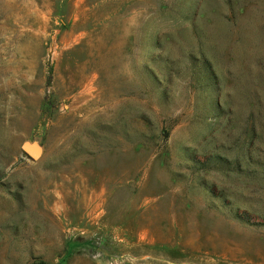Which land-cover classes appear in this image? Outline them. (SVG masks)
Segmentation results:
<instances>
[{"label": "rangeland", "instance_id": "1", "mask_svg": "<svg viewBox=\"0 0 264 264\" xmlns=\"http://www.w3.org/2000/svg\"><path fill=\"white\" fill-rule=\"evenodd\" d=\"M0 264H264V0H0Z\"/></svg>", "mask_w": 264, "mask_h": 264}]
</instances>
